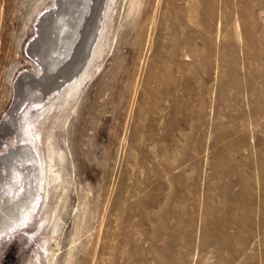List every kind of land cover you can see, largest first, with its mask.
<instances>
[{
  "label": "rangeland",
  "instance_id": "rangeland-1",
  "mask_svg": "<svg viewBox=\"0 0 264 264\" xmlns=\"http://www.w3.org/2000/svg\"><path fill=\"white\" fill-rule=\"evenodd\" d=\"M75 1L0 0V126L37 52L68 48L0 145L30 144L33 189L63 154L56 230L37 208L0 264H264V0H94L78 20Z\"/></svg>",
  "mask_w": 264,
  "mask_h": 264
},
{
  "label": "bare ground",
  "instance_id": "bare-ground-1",
  "mask_svg": "<svg viewBox=\"0 0 264 264\" xmlns=\"http://www.w3.org/2000/svg\"><path fill=\"white\" fill-rule=\"evenodd\" d=\"M66 1L63 0V2H66ZM75 3H76V6H77V9H76V13L74 15V19L75 20H78V19H80V17L83 14L86 13V11L89 8H91L94 5V0H76L73 5H75ZM66 4H68V3L66 2ZM56 5L58 6L59 4H56ZM66 7L64 9H66ZM71 7H73V6H71ZM61 9H62V6H61ZM72 10H74V9L72 8ZM58 11H60V9H58ZM50 13L51 12H49V15H51ZM63 15L64 16L66 15L64 10L62 12L61 11L60 12H57V15L55 16L56 17V20L54 19L56 21V23H57L55 25L56 26L55 28H59V29L61 28V23L60 22L63 19ZM51 17L52 16H50V21H51ZM41 18H40V20H41ZM45 20H47V19H45ZM48 20H49V18H48ZM45 22H43V23H45ZM40 25H41V23H40ZM44 27L45 26L43 25L42 26V29H44ZM99 27L100 26H98V28ZM45 28L47 29V27H45ZM98 28L96 30L99 31ZM37 32H39V31H37ZM68 34H71V33H68ZM81 34H83V32H81ZM68 36H70V35H68ZM92 37L93 36H91V38ZM79 38H82V36L81 37L79 36ZM41 40H42V38H41ZM35 41H36V39H35ZM93 41L95 43V40H93ZM94 43H92V46L90 47V49H89V51H88L85 59L83 61L81 59L82 63L80 64V67H79L80 70H76V73H75L76 74V77H78V78L76 80H73L72 83L77 84V81H79L78 79L83 76L85 70H82V69H83L84 64L86 62H89L88 61V58L91 57V54L94 51L93 47L95 48ZM31 45H32V43H31ZM31 48H30V50H31ZM86 48H88V47H86ZM40 49H42V48H40ZM32 50H33V52L34 51L37 52L39 49L34 47V48H32ZM67 54H68V48H67L66 45H64V47L59 51V54L57 56V60H55L53 64H50L49 63L50 61L48 62L49 64H46V61H47L48 57H47V59H45V57H43L44 51L37 52V54H36L37 57H39V59L41 60V63L44 65V69L42 68L44 70V72L42 71L43 72V75L41 76L40 79L36 80L35 83L34 82L32 83V82H29L28 81L29 77H28L27 74H23V75L20 76L19 82H18V86H17L18 87V91L16 90L17 91V95H16L15 104L13 105L12 111L8 114V117L6 116L7 117L6 118V122H3L2 125L0 126V128H1L0 129V132H1L0 133V145L2 144L4 138H6L5 137L6 136L5 134L8 133V132H10V128H13V127L17 128L18 127V130H17L18 133L21 132L20 131V128H19V122H18V119H17V117H18V110L21 107H23V105L26 102H28V101L31 102L33 100L34 94H35L37 88L44 86V84H42V83L47 80V77L49 75L53 74L59 68L60 64L62 63V61H64V59L66 58ZM80 57L82 58V55ZM76 60L77 59H75V61ZM78 61L80 63V59L77 60V62ZM79 63H77V64H79ZM81 71H83V72L81 73ZM80 73H81V75L79 76ZM72 77H73V75H72ZM71 79H69V80L71 81ZM65 81H67V80H65ZM51 83H53V82H51ZM72 83L69 84L70 86L69 85L67 86L68 90H67V92H65L66 96H68L71 93H73ZM65 85H66V83H65ZM45 99L46 98H44L42 101H37L36 100L37 101V104L41 106V110H44L48 106V104H49V102L46 103ZM24 125H25V123H24ZM24 125H23V127H24ZM22 132H23V130H22ZM22 134L24 135V133H22ZM19 135L20 134H18V135L15 136L17 145L15 144L16 145L15 147H9V145H6L5 146L6 150L3 153L0 154V235L3 234L4 232L13 231L15 229L21 228L25 223H27L31 219V217L33 218V215H31V214L32 213L34 214L36 212V209L37 208H39L40 210H43L44 211V214L47 215L46 220H48L51 223V225H52V227H50L51 228L50 232L52 234H54L55 233V230H56V221L59 219V217H57V215H56V210H55L56 207H49L48 201H49L50 194L56 193V191L58 189V186H59V174L56 173V172H54V170H53V160L55 158H59L60 162H62L64 160L63 154H60V153L56 152L50 146L47 147V150H46L45 156H44L45 158L43 160L44 162L43 161H40V162H43L42 164L44 165V167H43L44 168L43 169L44 174L42 173L44 175V177H45L44 178V181H43L44 185L43 186L42 185L39 186V183H38V185H36V188L33 189V188H31V187L28 186V184L31 183L30 182L31 181V168H32V165H33V163H32V160L33 159L31 157V154H33V153L31 151V148L29 147L30 144H26V143L25 144H22V145L21 144H18V139L21 136V135L20 136ZM20 139H22V137ZM32 149H33V147H32ZM34 149H33V151L35 152ZM36 152H38V151H36ZM41 154H40V156H41ZM37 158H38V155H37ZM39 159H41V158L39 157ZM36 168H37V165H36ZM40 169H41L40 171H42V168H40ZM43 175H41V176H43ZM20 179L23 180L24 185H23L22 190L19 189L20 191L19 190L17 191L16 188H15V186L17 184H19ZM21 187H22V185H21ZM39 191L42 192V195L40 193H39V195H37ZM48 226H50V225H48ZM48 254L49 255L46 258V263L47 264H55V261H56V253L54 251L50 250ZM36 264H40V262L37 260L36 261Z\"/></svg>",
  "mask_w": 264,
  "mask_h": 264
}]
</instances>
